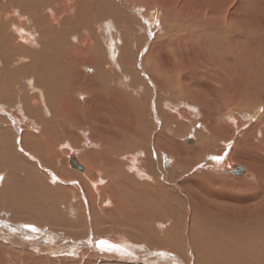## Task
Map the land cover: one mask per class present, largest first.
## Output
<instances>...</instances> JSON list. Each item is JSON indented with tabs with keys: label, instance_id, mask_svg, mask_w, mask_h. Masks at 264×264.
<instances>
[{
	"label": "bare ground",
	"instance_id": "obj_1",
	"mask_svg": "<svg viewBox=\"0 0 264 264\" xmlns=\"http://www.w3.org/2000/svg\"><path fill=\"white\" fill-rule=\"evenodd\" d=\"M177 1L0 0V208L28 224L0 223L25 249L0 264H264V33ZM156 244L182 258L137 254Z\"/></svg>",
	"mask_w": 264,
	"mask_h": 264
},
{
	"label": "rangeland",
	"instance_id": "obj_2",
	"mask_svg": "<svg viewBox=\"0 0 264 264\" xmlns=\"http://www.w3.org/2000/svg\"><path fill=\"white\" fill-rule=\"evenodd\" d=\"M185 1L186 0H180V1H177V2L182 3V2H185ZM210 1L211 0H206L207 3H205V1H204V4H205L204 5L202 0H195V1H193L192 4H193V6L196 9L204 8L203 11H206V9L208 8L207 4H209ZM217 1L220 2L221 4H223V7H225V11H226L225 13H227V15L229 13H231V14L233 13V16L238 20V33H239L238 36H240L242 38V40H244L247 36H251V35L256 36V39L259 40L260 35L264 33V26L262 24V22H264V0H217ZM208 9H210V8H208ZM155 10L150 11V13L151 12L152 13H158L159 12L161 14V15H159V19L162 21V19H163V16H162L163 11H160V8H156ZM144 12L145 11H143V13ZM147 12L148 11H146L145 13L148 16L149 13H147ZM130 13L132 14V16H139V14H141L139 11L135 12V10L134 11H130ZM161 16H162V18H161ZM138 19L142 23V18L138 17ZM141 25H142V28L139 27V29H138L140 34H137V36L142 35L143 34L142 30H144V28L146 27V25H144L143 23ZM102 33H103V35L105 37V40L108 41V45L114 46L115 43L112 40L114 37H113V34H112V28L110 27V25H108V27H104V30L102 31ZM111 40H112V42H111ZM182 102H184V100H182ZM177 106H178V108L182 107V105L180 103H178ZM241 110H242V108L241 109L238 108V111L233 112V114L234 113L237 114L235 116L238 117V115L241 112ZM189 120H191V121H187V123H185V125L189 127L188 130H189L190 134L192 133V134L195 135V141H196V145H197L199 143V136L196 134V131L200 127H199V125H197V126L195 125V123L193 121V118H190ZM186 135H188V134H186ZM222 156H223V154H222ZM207 163L209 165L211 162H209V159H207V156L205 155V156H203V159L200 160V164H201L202 167H204V166L207 165ZM5 214H6V210L0 208V223L1 222L2 223H6V224L7 223H12V224H14V225H16L18 227H23L22 225H28V224H25V223L14 222V221L10 220L7 216H5ZM29 226H31V225H29ZM36 226L37 225H32V227H34L37 231L28 230V235H30V236L28 237L27 240L28 241L31 240V242H33V243L37 242L39 240V238L40 239H44L45 236L43 234L45 233L47 235L50 232L48 227L43 230V228H40L39 226L36 227ZM5 227H6V225H4V226H2L0 228H2L1 230H4L3 233L6 234L7 237L11 236V238L13 237L15 239L16 238H21V233L20 232L12 233L8 229H6ZM165 227L167 229L169 228L168 224H167V221L159 220V222L155 225L154 229L156 228L155 230L157 231V233H159V234L162 233L163 234L164 232L167 231V229H164ZM1 230H0V233H1ZM51 233L53 234L54 232L51 231ZM16 234H17V236H16ZM54 234L58 235L57 233H54ZM108 234H109L108 232L105 233L104 234L105 236L103 235V237L101 235L102 238L98 236V238H95V240L97 242H100V241H104L105 242L106 241L108 247H111V248H108V247H104V248L106 249V251L109 249L111 253H114V248L112 246L118 247V244L119 245H123V244L126 245L125 241H122L121 239H125L129 244L136 243V245H139V246L142 245L141 243L135 242L133 240L129 241V238L127 237V235L122 233V232H121V234H117L116 236L112 235L111 233H110L111 235L110 234L108 235ZM7 237L5 238V236L2 233L0 234V238H1L0 245H2L3 248L8 249L9 251H11L10 253H14V252L19 253V252L25 250L24 248L21 249V247L18 248V246L13 245L11 240L9 238H7ZM67 237H69V236H67ZM72 239L80 240V238H74V237H72ZM39 244H45V243H41L40 242ZM109 244H111V245H109ZM49 246H50V244H49ZM145 247H147V246H145ZM161 247L162 246L156 244L154 247H152V248L151 247H147V250H145V251L142 250V252H140V253L138 252L137 254L140 257L150 256L151 258L160 256V258L163 259V261H166V262H169V259H171V258L169 256L161 255L163 253L164 254L166 253L167 255L168 254L169 255H174V256H176L178 258L181 257L180 254L168 249V247H165V246H163L162 248ZM33 250L34 249L30 250V252H32ZM188 250L192 251L191 249H188ZM97 251H99V250L97 249ZM131 251H133V250H131ZM33 252H34V255L33 256L30 255V258L32 257L34 259L43 260V263H45V264H59L57 262V260H58L57 258H60L61 255H58V254L52 252L51 256H50L49 254L47 255V253H40V252L38 253V250H36V251L34 250ZM116 252H118V251H116ZM10 253L8 254V256H10L11 259H12L13 256ZM100 253H103V252H100ZM119 253L120 252H118V254ZM158 253H160V254L158 255ZM69 256H71V255L68 254V255L62 256L63 258H65V262L69 261L70 264H84L83 261L80 262L79 258L74 257V256H71V257H74V258H71ZM94 257L97 258L100 261L99 264H105L104 262H108V260H105V258L103 256L102 257L94 256ZM186 257H187V259H185V257H184V260H185L184 262H186L185 264H193V255H192V258H191V255L190 256L188 255ZM16 258H17V261L19 262V264H25L23 258H21V257H16ZM172 258H173V256H172ZM70 259H72V261H70ZM191 259H192V263H191ZM163 261H162V263H163ZM69 262H68V264H69ZM94 262H96V261H93L92 263L95 264ZM137 263L138 264H142L140 262H137ZM128 264H130V263H128Z\"/></svg>",
	"mask_w": 264,
	"mask_h": 264
},
{
	"label": "snow or ice",
	"instance_id": "obj_3",
	"mask_svg": "<svg viewBox=\"0 0 264 264\" xmlns=\"http://www.w3.org/2000/svg\"><path fill=\"white\" fill-rule=\"evenodd\" d=\"M33 231H35V229H32ZM100 243L103 245V244H105V242L104 241H100Z\"/></svg>",
	"mask_w": 264,
	"mask_h": 264
}]
</instances>
